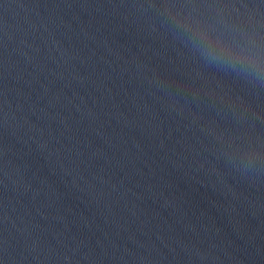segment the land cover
<instances>
[{"label":"clouds","instance_id":"obj_1","mask_svg":"<svg viewBox=\"0 0 264 264\" xmlns=\"http://www.w3.org/2000/svg\"><path fill=\"white\" fill-rule=\"evenodd\" d=\"M207 33L205 32L204 35H206Z\"/></svg>","mask_w":264,"mask_h":264}]
</instances>
